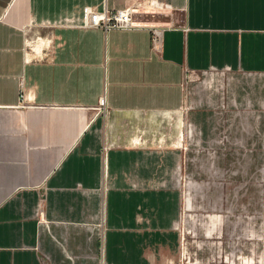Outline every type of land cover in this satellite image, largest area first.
I'll list each match as a JSON object with an SVG mask.
<instances>
[{"label": "crops", "instance_id": "obj_1", "mask_svg": "<svg viewBox=\"0 0 264 264\" xmlns=\"http://www.w3.org/2000/svg\"><path fill=\"white\" fill-rule=\"evenodd\" d=\"M127 7L129 29L82 26ZM22 108L74 124L98 112L46 172L34 128L0 140V264H182L179 148L119 126L149 116L181 118L210 164L244 160L264 264V0H0V111Z\"/></svg>", "mask_w": 264, "mask_h": 264}, {"label": "rangeland", "instance_id": "obj_2", "mask_svg": "<svg viewBox=\"0 0 264 264\" xmlns=\"http://www.w3.org/2000/svg\"><path fill=\"white\" fill-rule=\"evenodd\" d=\"M19 110V115L13 111H0V140L12 142L16 139L25 143L27 136L26 133H22L23 127L34 128L32 133L34 137L27 144L30 148H34L36 169L42 172L50 168L54 161L53 157L57 156L58 144L61 145L59 149L69 153L74 146L73 135L79 122H82V128L89 126L94 123L96 119L94 115L98 112L75 109L83 115V120L79 118L74 124L71 121L64 123L62 120L58 122L53 118L42 117V111L31 113L29 109ZM70 110L72 109H67V111ZM92 112L96 113L92 114ZM119 119L121 128L125 127L127 133L134 137L141 136L150 146H159V141H162L161 145L166 143L170 146L173 142V146L179 148L182 158L180 173L182 196L178 229L183 240L182 264H257L255 242L258 219L249 191L256 183L248 173V169L245 174L244 160L239 165L210 164L207 160V155L209 156L211 152L209 149L195 147L190 149L191 154L188 153L189 149L186 148L191 140L188 130L183 128V124L181 125V121L183 122L181 118L178 120L174 117L149 116L120 117ZM37 129L41 131L37 132ZM2 151L1 155L7 158L8 152ZM249 154L248 152L247 155ZM217 155L219 154L214 155L215 158ZM188 157L191 160L189 176L186 172ZM215 158L213 160L216 162ZM231 162L234 161L231 160ZM235 170L242 173L237 175L238 180L221 176L224 171L233 173ZM227 175L231 176V174ZM218 216L221 219V225L217 224L214 227V220Z\"/></svg>", "mask_w": 264, "mask_h": 264}, {"label": "built area", "instance_id": "obj_3", "mask_svg": "<svg viewBox=\"0 0 264 264\" xmlns=\"http://www.w3.org/2000/svg\"><path fill=\"white\" fill-rule=\"evenodd\" d=\"M131 9L124 8L122 10L109 11L105 8L101 12L87 11L85 13V20L82 26L85 28H99L104 31L109 29H129L133 24ZM151 48L153 51H158L160 47V37L158 29L151 28ZM21 98V94H19ZM38 218L40 217L37 213Z\"/></svg>", "mask_w": 264, "mask_h": 264}]
</instances>
